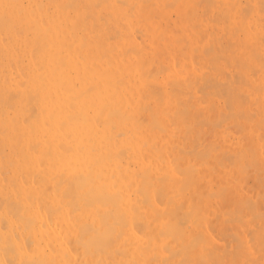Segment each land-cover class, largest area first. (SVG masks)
<instances>
[{
	"label": "bare ground",
	"instance_id": "obj_1",
	"mask_svg": "<svg viewBox=\"0 0 264 264\" xmlns=\"http://www.w3.org/2000/svg\"><path fill=\"white\" fill-rule=\"evenodd\" d=\"M3 42L0 264H261L264 0H0Z\"/></svg>",
	"mask_w": 264,
	"mask_h": 264
},
{
	"label": "rangeland",
	"instance_id": "obj_2",
	"mask_svg": "<svg viewBox=\"0 0 264 264\" xmlns=\"http://www.w3.org/2000/svg\"><path fill=\"white\" fill-rule=\"evenodd\" d=\"M3 43H4V42H3ZM4 47H5V43H4V45H3V44H2V45L0 44V48H1V49H4ZM0 57H1V58H0V61H1V59H2L1 64H0V66H2V68L0 67V78H2L3 76L7 75V71H8V68H9V67L5 65L6 62H5V60H4V55H2V56L0 55ZM4 66H5V67H4ZM7 67H8V68H7ZM4 68H5V69H4ZM6 68H7V71H6ZM228 69H229V68H228ZM230 69H231V68H230ZM230 69H229L228 72H227L229 76H233L235 73H237V72L234 70L235 73H234V74H233V73L231 74V72H232L233 69H231V70H230ZM12 71H13L14 73H16V71H14V70H12ZM12 71H11V72H12ZM3 72H4V73H3ZM5 72H6V73H5ZM13 72H12V73H13ZM14 73H13V75H14V77L16 78V76H15ZM11 75H12V74H11ZM13 75H12V77H13ZM237 75H238V74H237ZM237 75L235 76L236 78L238 77ZM14 77H13V78H14ZM233 77H234V76H233ZM235 77H234V78H235ZM17 78H18V77H17ZM2 92H3V91H2ZM2 92H0V101H1V102H0V113H1V115H0V121H1L0 123H1V124H0V125H1V126H3V120H4L5 115H6V113H5V108H3L4 105H3V102H2V100H1V99H3V97H2L3 94H1ZM225 127H226V126H225ZM225 127H224V131L222 130V133H223V139L226 140V141H224V142H225L227 145H229V147H235V146L241 144L242 142H244V140H243L241 137H240L241 139L239 138L240 133H239V132H238V134L236 133L237 129H236V131H234L235 127H234L233 129H232L231 127H228V128H227V127L225 128ZM229 128H230V129H229ZM222 129H223V128H222ZM231 129H232L233 131H232ZM234 132H235V133H234ZM210 136H212V137H210V139H212V138L215 137V136L213 137V135H210ZM0 137H1L0 140H2V141H0V144L2 145V146L0 145V147H1V149H2V151H1V149H0V152H1V153H0V176H1L0 179L2 180V182L0 183V186H1L2 183L6 180V179H5L6 177L4 178V176H5L4 172H3V173H1V172H2L3 168H4L3 171H5V173H6V171H7V167L4 166L5 164H2V163L6 160V156H7V155L4 156V155H5L4 153H6L5 151H6L7 149H6V147H5V146H6V138L4 139V138H3L4 135H1V134H0ZM225 138H226V139H225ZM238 138H239V140H238ZM228 139H229V141H230L231 143L228 141ZM208 140H209V139H208ZM234 141H236L237 144H236V142H234ZM233 142H234L235 144H234ZM4 147H5V148H4ZM3 149H5V150H3ZM7 151H8V150H7ZM7 153H8V152H7ZM2 160H4V161L2 162ZM251 173H256V171H255V172H251ZM6 174H8V172H7ZM259 174H260V172H259L258 174L256 173L255 175H253V177L250 176V178H251V179L253 178L252 180L255 181L256 184H255V182H252V180H250V179H248V178H247V179L245 178L246 180H248V185H247L246 182L244 183V185H245V189H246V187H249V188H250L251 185L254 183V184H253L254 187L252 186V187L250 188V189L253 188V189L251 190V192H250V189H248V188H247L248 190L246 189V190H247V193H248V196L251 195V193H253V194H252L253 196H256V195H257V196L259 197V193L262 192V190L264 189V187H263L264 184H262V183H264V182H263L264 178L261 177ZM256 175H258V177L260 176V177L263 178V179L260 180L261 178H258V177H257L256 179H254V176L256 177ZM6 176H7V175H6ZM4 179H5V180H4ZM1 180H0V181H1ZM246 180H245V181H246ZM257 180H259V181L261 182V184H260V182H257ZM251 182H252V183H251ZM5 184H6V182H5ZM259 184H260L261 188H263V189L260 190V191L257 190V189H259V187H260ZM258 186H259V187H258ZM254 188H255V189H254ZM257 191H259V192H257ZM249 193H250V194H249ZM262 194H263V196H264V192H262ZM252 195H251V196H252ZM251 196H250V201L252 200V201L255 202L254 204H255V207L257 208V213H258V211H260L259 209L262 208V209H263V211H262V212H263L262 215H263V214H264V206H263L264 203H260V202H261L262 198H263V201H264V197L260 194V197L262 196V198H261V200H259L260 202H258L257 200L260 199V197L258 198V197L256 196L258 199H255L256 197L253 199V198H252L253 196H252V197H251ZM251 198H252V199H251ZM13 200H14V199H13ZM8 201H9L11 204H10ZM8 201H7V203H9V205H10L11 207H13L14 205L12 206V204H14L13 202H15V200H14V201H12V200H11V201L8 200ZM252 201H251V202H252ZM256 201H257V203H256ZM258 203H259V204H258ZM6 205H8V204H6ZM1 206H2V203H0V207H1ZM258 206H260L261 208H258ZM7 208H8V207H7ZM9 208H10V207H9ZM13 208H14V207H13ZM11 209H12V208H11ZM11 209H10V210H11ZM12 210H13V209H12ZM249 213H250L252 216H251L250 214H248V218H247V216H246V220H248V221H246V223H250V222L254 221L253 219L255 218V220H257L259 223H262L263 226H264V223H263V220H264L263 218H264V217L260 219V220L263 219L262 222H260V220H258L259 218H257V216H256V217L253 216V213H252L251 211H250ZM255 213H256V212H255ZM260 213H261V212H260ZM255 215H258L259 217H262V216H260L259 214H255ZM230 216H231V215H230ZM263 216H264V215H263ZM228 217H229V215H228ZM250 217H252L253 219L251 218V220H250ZM230 218H231V217H230ZM228 220H229V219H228ZM257 221H256V224H255V221L252 222V223L255 224V225H257V226H258V225L262 226V225L259 224ZM229 222H231V221H229ZM252 223H251V224H252ZM231 225L233 226V223H232ZM244 226H245V228L248 227V228H247L248 230L246 229V231H249V232H250L251 228H252V230L254 231L255 228L258 229V227H259V226L257 227V226H254V225H253V227H249V224H245V225L243 224V227H244ZM263 226H262V227H263ZM235 227H236V226H235ZM236 228H238V231H239V228H241V227H236ZM236 228H235V229H236ZM245 228H242V230L245 229ZM256 229H255V230H256ZM263 229H264V227L262 228V230H263ZM3 230H4V229H3ZM227 231H228V230H227ZM258 231H260V230H256L255 232L258 233ZM236 232H237V229H236ZM249 232H248V233H249ZM260 232H261V233H260V236L262 237V234L264 235V233H263L264 230H263V232H262V231H260ZM225 233H226V232H225ZM225 233H224V234H225ZM227 233L231 235L232 230H230V232H227ZM228 234H226V235L228 236L227 238H228V241H229V239H230L229 237H231V239H232L233 236L235 237L234 234H236V233L233 231L232 236H230V235H228ZM258 236H259V235H258ZM260 236H259V238H260ZM224 237H225V235H224ZM227 238H224V239H226V241H227ZM262 238H264V237H262ZM231 239H230V240H231ZM226 241L224 240V243H225ZM262 241H264V240L262 239ZM233 242H235V241L232 240L231 242L229 241V243L227 242L228 245L225 243V245H226V249H227V250H228V249H229V251L232 250V245L235 244V243H233ZM232 243H233V244H232ZM261 248H262L263 251H264V244H263V247L261 246ZM262 249L259 250V257H262V256L264 255V252L262 251ZM261 254H262V256H261ZM263 261H264V260H262V262H260V263H261V264H264Z\"/></svg>",
	"mask_w": 264,
	"mask_h": 264
}]
</instances>
